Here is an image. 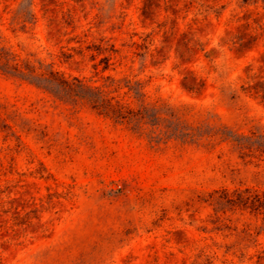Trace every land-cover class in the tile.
Segmentation results:
<instances>
[{
  "label": "rangeland",
  "instance_id": "obj_1",
  "mask_svg": "<svg viewBox=\"0 0 264 264\" xmlns=\"http://www.w3.org/2000/svg\"><path fill=\"white\" fill-rule=\"evenodd\" d=\"M6 58L0 264H264V212L223 202L264 191V137L222 133H264L262 0H0Z\"/></svg>",
  "mask_w": 264,
  "mask_h": 264
},
{
  "label": "trees",
  "instance_id": "obj_2",
  "mask_svg": "<svg viewBox=\"0 0 264 264\" xmlns=\"http://www.w3.org/2000/svg\"><path fill=\"white\" fill-rule=\"evenodd\" d=\"M262 1L264 2V0ZM6 60L8 61L6 63L8 64L7 67L9 69L0 66V70L3 73L20 76L23 79L30 80L28 77H25L26 73H22L24 71L19 68L17 62L13 63L10 58H6ZM53 75H55L54 80H56L60 86L73 89L75 91H83L81 93V97H86L88 100H91L93 102L94 107L101 110L102 112L109 114V112L112 111L114 114L113 117H116L121 121L129 118V115H127L126 111H124V106L121 105L118 101L115 102L113 98L109 97L106 91L101 86L86 84L82 79L77 77L74 78V80H70L63 76H57L56 74ZM44 78H48V76H44ZM47 80L53 82L50 78ZM44 87L50 89L47 86ZM222 133H225V136H228L226 137V139H233V141L238 142L242 149H250L251 146H253L254 144H258L254 141L249 143L247 142V140L254 139L256 137H264V133L256 134L255 132H253L252 135H246L243 133L236 134L233 131H227ZM258 145L259 149L260 147H263L261 143H259ZM223 202H225L229 206V210L233 211L241 209L253 212H264V191L253 190L249 187L246 189H237L233 192L229 190H224Z\"/></svg>",
  "mask_w": 264,
  "mask_h": 264
}]
</instances>
